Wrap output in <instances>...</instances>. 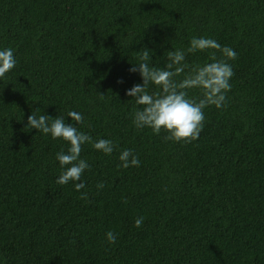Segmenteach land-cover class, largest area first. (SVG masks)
I'll return each mask as SVG.
<instances>
[{
    "label": "trees",
    "instance_id": "1",
    "mask_svg": "<svg viewBox=\"0 0 264 264\" xmlns=\"http://www.w3.org/2000/svg\"><path fill=\"white\" fill-rule=\"evenodd\" d=\"M193 37L237 53L226 106L204 109L191 143L136 129L143 106L126 91L142 78L129 69L144 48L163 69L167 52ZM9 47L17 63L0 78V264H264V0H0V50ZM210 51L185 63H210ZM33 111L65 123L79 112V131L116 145L111 155L82 146L90 169L80 191L55 183L56 153L68 145L26 127ZM125 149L139 167H117Z\"/></svg>",
    "mask_w": 264,
    "mask_h": 264
},
{
    "label": "clouds",
    "instance_id": "2",
    "mask_svg": "<svg viewBox=\"0 0 264 264\" xmlns=\"http://www.w3.org/2000/svg\"><path fill=\"white\" fill-rule=\"evenodd\" d=\"M208 50H215L208 52V59L212 62L191 66L185 63L186 54ZM217 51L221 53V59H217ZM151 54V50L144 48L139 56L140 63L133 64L129 69L130 72H138L142 78V84H136L126 91V95L132 97L136 105L143 106L134 112L132 124L136 129L149 128L153 134L164 132L166 135L163 138L166 141L191 143L198 139L203 130L204 109L209 106L218 109L226 106V93L231 90L229 81L234 75L227 61L235 60L237 53L230 47H221L211 38L193 37L187 49L167 52V63L163 69L149 65ZM16 63L14 49L9 47L0 50V78H6ZM177 77L182 79L178 80ZM150 84L158 91L150 93ZM192 89L198 91V99L189 97V90ZM67 117L75 123H65L63 116L53 118L43 114L37 117L33 111L27 117L26 127L50 135L53 140L67 143L66 152L61 149L56 153L62 171L55 183L67 185L71 182L75 190L80 191L85 185L77 182L81 181L84 171L90 169L86 160L80 158L82 146L91 144L92 148L104 155H111L116 145L109 139L93 141L89 134L79 131L76 125L84 123L81 113L69 111ZM118 159L121 162L117 165L119 168L140 166L138 156L130 149L123 150ZM103 187V183L97 184L98 189ZM80 198L87 200V195L82 193ZM143 222L144 217H138L133 226L139 228ZM105 239L109 244H115L117 234L110 230L105 234Z\"/></svg>",
    "mask_w": 264,
    "mask_h": 264
}]
</instances>
